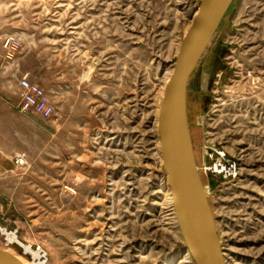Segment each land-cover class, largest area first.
Listing matches in <instances>:
<instances>
[{
	"label": "rangeland",
	"instance_id": "374dc122",
	"mask_svg": "<svg viewBox=\"0 0 264 264\" xmlns=\"http://www.w3.org/2000/svg\"><path fill=\"white\" fill-rule=\"evenodd\" d=\"M201 1L0 0V63L25 57L18 84L28 76L54 110L25 113L29 136L0 175V249L27 264H196L158 124ZM187 115L226 263L264 264V0L233 1L189 79ZM221 149L235 178L204 171Z\"/></svg>",
	"mask_w": 264,
	"mask_h": 264
},
{
	"label": "water",
	"instance_id": "95a60500",
	"mask_svg": "<svg viewBox=\"0 0 264 264\" xmlns=\"http://www.w3.org/2000/svg\"><path fill=\"white\" fill-rule=\"evenodd\" d=\"M233 1H201L181 42L160 104L158 131L163 167L181 236L196 264H226V258L190 135L187 86ZM0 264L25 263L0 249Z\"/></svg>",
	"mask_w": 264,
	"mask_h": 264
},
{
	"label": "crops",
	"instance_id": "0c3cea01",
	"mask_svg": "<svg viewBox=\"0 0 264 264\" xmlns=\"http://www.w3.org/2000/svg\"><path fill=\"white\" fill-rule=\"evenodd\" d=\"M24 58L0 63V175L12 170V155L22 146L20 141L25 135L29 136L30 117L18 108L21 100L18 78L26 71L16 67Z\"/></svg>",
	"mask_w": 264,
	"mask_h": 264
},
{
	"label": "built area",
	"instance_id": "2783aa9c",
	"mask_svg": "<svg viewBox=\"0 0 264 264\" xmlns=\"http://www.w3.org/2000/svg\"><path fill=\"white\" fill-rule=\"evenodd\" d=\"M6 57L12 59L20 47V41L14 37H8L3 43ZM21 102L18 106L21 112H34L44 117L53 114V106L49 103L46 92L28 76L19 79ZM216 154V155H215ZM211 154L212 161L205 165L204 171L212 175H220L224 178H235L239 172V161L227 155L225 150H217Z\"/></svg>",
	"mask_w": 264,
	"mask_h": 264
},
{
	"label": "bare ground",
	"instance_id": "6f19581e",
	"mask_svg": "<svg viewBox=\"0 0 264 264\" xmlns=\"http://www.w3.org/2000/svg\"><path fill=\"white\" fill-rule=\"evenodd\" d=\"M198 10V9H197ZM196 13H197V11H196ZM195 13V14H196ZM194 14V15H195ZM194 17V16H193ZM168 83V82H167ZM167 83L164 85V91H165V88H166V85H167ZM163 95H164V92H163ZM6 235H7V240L9 241V242H14L15 241V239H16V236H15V234L14 233H6ZM8 242V243H9ZM29 246V245H28ZM30 247H27V249H29ZM26 249V248H25ZM31 251V250H30ZM37 251V250H36ZM189 251V250H188ZM29 252V251H28ZM31 253H33V252H31ZM33 255V257L34 258H36V259H39V257H40V254H39V252H35V253H33L32 254ZM41 255H43V254H41ZM41 259V258H40ZM37 261V260H36ZM42 261V260H41ZM33 262H34V259H33ZM43 262V261H42ZM25 263V262H24ZM35 263V262H34ZM40 263V262H39ZM25 264H27V263H25ZM227 264V263H226Z\"/></svg>",
	"mask_w": 264,
	"mask_h": 264
}]
</instances>
